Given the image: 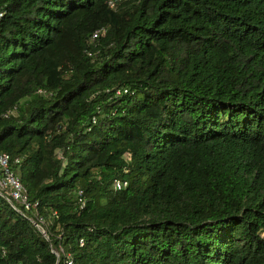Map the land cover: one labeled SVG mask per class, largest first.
<instances>
[{"label":"trees","instance_id":"trees-1","mask_svg":"<svg viewBox=\"0 0 264 264\" xmlns=\"http://www.w3.org/2000/svg\"><path fill=\"white\" fill-rule=\"evenodd\" d=\"M3 153L0 264H264V0H0Z\"/></svg>","mask_w":264,"mask_h":264},{"label":"built area","instance_id":"built-area-1","mask_svg":"<svg viewBox=\"0 0 264 264\" xmlns=\"http://www.w3.org/2000/svg\"><path fill=\"white\" fill-rule=\"evenodd\" d=\"M97 36L94 34L93 38ZM11 158L7 154H0V191L4 192L10 199L24 206L25 210H29L30 205L27 203L25 190L22 187L20 180L9 170ZM15 164L19 163V159L13 160ZM125 183H115V189L120 190L125 187ZM80 205H84L82 198L78 199ZM70 264V263H69Z\"/></svg>","mask_w":264,"mask_h":264}]
</instances>
